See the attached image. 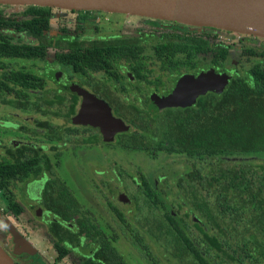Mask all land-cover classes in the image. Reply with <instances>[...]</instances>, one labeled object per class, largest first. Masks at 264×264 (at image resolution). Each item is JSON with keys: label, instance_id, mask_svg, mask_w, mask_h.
I'll return each mask as SVG.
<instances>
[{"label": "trees", "instance_id": "trees-1", "mask_svg": "<svg viewBox=\"0 0 264 264\" xmlns=\"http://www.w3.org/2000/svg\"><path fill=\"white\" fill-rule=\"evenodd\" d=\"M79 12L80 22L89 18L90 11ZM51 17L50 7L38 5H26V11L20 18L17 15H5L0 10V59H43L47 48L52 45V39H47L45 35ZM9 28L24 32L36 42H14L3 31ZM185 48L190 52L199 49L194 45H187ZM225 54L226 51L223 50V59ZM71 56L70 52L57 54V58H62L67 64ZM0 67L3 68L0 75V97L12 95L14 99L22 102L30 98V93L34 90L43 89L44 79L26 67L9 68L1 61ZM61 99V96L53 93L51 97L44 98V103L51 107ZM15 102L17 101H8ZM74 112L75 108L71 105L62 116L68 118ZM58 114L59 111L53 112L55 116ZM155 117L158 119L155 124L151 123L152 119L142 122V133L134 139V144L129 141L125 144L144 149L152 156L158 151L169 154L184 153L189 158L212 156L222 152L264 153V66L256 62L247 70L246 77L233 76L216 102L213 98L211 101L201 99L193 107L168 108L162 115L155 114ZM48 124L45 122L46 129H51L52 125ZM45 163L49 168L47 160ZM218 163L215 162L206 175L194 168L186 173V182L183 179L178 180V187L195 214L188 220L202 234L198 241L206 242L201 249L196 247L185 230L187 220L181 223L169 211H160L164 203L144 176L141 177L140 187L147 214L142 227L155 243L160 244L180 264H212L204 255L212 256L214 250L220 252L226 264H263L264 161L234 163L227 167L222 162L217 167ZM17 170L26 174L22 162L12 164L6 158L0 161V189L4 195L8 194L7 178ZM51 175L52 179L45 185L43 195L55 194L59 198L52 203L45 199L48 207L60 220L73 225L76 231L75 246L81 245V237L92 246L93 254L82 257L80 264H128L126 256L112 245L109 236L92 213L74 196L65 181L53 169ZM202 191L212 197L213 202L207 201ZM21 209L18 203L9 200L3 216L18 215ZM112 209L120 218L123 217L115 207ZM58 224L54 223L52 230ZM60 231L61 235L55 242L57 261L69 251L65 244H61V240L64 237L70 238L68 234L71 230ZM137 242L140 244V239ZM146 258L152 260L151 264H159L149 255Z\"/></svg>", "mask_w": 264, "mask_h": 264}, {"label": "rangeland", "instance_id": "rangeland-1", "mask_svg": "<svg viewBox=\"0 0 264 264\" xmlns=\"http://www.w3.org/2000/svg\"><path fill=\"white\" fill-rule=\"evenodd\" d=\"M24 9L25 5L0 4V10L9 15H20ZM52 11L53 17L50 19L51 30L49 31V38L62 39L71 36L76 13L68 9L55 7L52 8ZM158 21L163 24H172V20H155L150 17L126 13L103 12L98 20V25L87 26L89 29L87 31L84 30L83 33L139 36V32L133 26L141 25L140 35L143 52L146 55H152L153 45L156 40L158 41L160 34L164 32L163 30L168 29L169 31L174 30L177 32L179 30L175 23L179 24L180 22L175 21L172 24L174 25L173 27L162 28L157 24ZM94 26H96V29ZM63 29L67 32L58 33V30L61 31ZM220 33L221 37L219 40L228 49L227 65L225 67L228 70H232L230 71L232 75L230 76L227 72L222 73L227 74L229 78L235 75L246 77L247 70L254 63L260 62L264 66L263 37L236 32L227 33L221 31ZM48 51V57L51 60L54 49L51 48ZM1 61L13 68L25 66L35 72L41 71L47 77V82L43 90H34L30 93L32 105L27 110H20L8 105L5 101L11 99V95H6L3 99H0V143H3L5 138H7L8 142L11 139L22 138V135L12 130V127L6 121L22 124L29 123L30 127H34L36 119H44L52 125V128L47 130L54 129V125L59 121L57 120L58 116L53 115V112H65L66 110L56 105L48 107L44 103V98L53 95L56 90L55 81L62 75L63 71L60 73L59 67L46 60L31 63L25 60L8 58ZM151 65H155L153 59H151ZM207 71L204 70L205 73ZM64 74L69 76V70H65ZM143 113L146 114V112ZM68 123L73 124L71 121ZM9 131L12 132L6 134ZM30 139L32 138L30 137ZM74 141L75 139H71L62 147L61 154L63 156L61 157L63 159L56 163L57 169L72 187L83 205L92 211V215L109 236L111 243L128 258L129 264H151L152 260L146 258L148 255L159 264H180L160 244L155 243L147 234L145 228L142 227L144 217L147 214L143 206L144 194L140 187L142 176L147 179L151 188L162 199L164 206L161 207L160 211H169L181 223L187 220L188 223L185 226V230L194 241L196 247L201 249V246L206 242L198 241L201 239L202 234L188 220L194 213L191 210L188 199L182 195L181 189L178 187V180H185L186 173L194 168H198L202 174L206 175L215 162H219L217 167L220 162L227 167V165H233L234 163L264 161V153L222 152L212 156L204 155L189 158L184 153L169 154L164 151H158L155 156H152L143 149L114 150L113 145L105 144L104 147H108L106 150H111L109 154H106L101 151L100 146L95 148L92 145L79 147L72 144ZM0 145V151H5V146ZM51 154L54 155L53 152ZM84 156L94 158L89 165L81 166L82 168H80L76 161L80 163ZM14 188L17 189V187ZM201 193L207 201L213 202L212 197L207 196L204 191ZM7 203L6 196L0 190V208H6ZM112 207L120 211L123 217L120 218ZM186 213H189L188 217ZM6 216L41 254V259L38 261L34 257L23 253L14 254L15 244L12 236L0 221V247L18 264H44L45 262L49 264H74L82 256L91 255L92 246L86 240H80L81 245L75 246L76 240L73 239L72 243H67L70 249L69 254L60 261L55 262L57 252L52 247L55 238L47 231L49 226L47 220L50 218V214L20 213ZM196 217L204 222L203 218L199 217L198 214H196ZM205 227L209 232H212L207 225ZM137 239H140V244ZM212 253V256L204 255L210 263L226 264L220 252L214 250ZM246 264L256 263L246 262Z\"/></svg>", "mask_w": 264, "mask_h": 264}, {"label": "flooded vegetation", "instance_id": "flooded-vegetation-1", "mask_svg": "<svg viewBox=\"0 0 264 264\" xmlns=\"http://www.w3.org/2000/svg\"><path fill=\"white\" fill-rule=\"evenodd\" d=\"M50 8L53 17V7ZM24 11H26V5ZM71 11H74L76 15L74 18L72 35L69 37L62 39L49 38V31L51 30V23L49 20V29L45 32V35L47 39H52V45L47 48L46 55L43 59L29 60L9 58L25 60L31 63L46 60L51 62L54 66L59 67V72L61 73L63 71V73H61L62 75L55 81L56 90L54 91V94H58L62 99L56 102L55 105L66 111H59V114L56 115L58 116L57 120L59 122L54 125L55 128L52 130L46 129L45 122L47 121L44 119H36L34 127H30L29 123L22 124L6 121V123L12 127V130L22 135V138H10L11 140L9 142L7 141V138H5V141L0 143L2 146H5V151H0V161L3 158H6L12 164L22 162L23 171L26 172V174H22L17 170L14 175H10L7 178L8 194L5 196L8 202L9 200H12L13 202L18 203L22 208L19 213L50 214V218L47 220L49 223L47 231L55 238L52 243V247L55 250V242L61 235L60 230L65 229L72 231L68 234L70 238L64 237L62 238L63 240H61V244H65L67 248V243L73 242L76 233L73 225L70 222L60 220L59 217L54 215L53 213L55 212L48 207L45 201V199H47L49 203H52L53 200L59 198L58 195H43L45 185L52 179L51 169H53L58 176L65 181L58 171L56 163L63 159V157H61L63 156L61 151L63 149L62 147L67 144V141L75 139L72 144L79 147L92 145L95 148L100 146L101 151L106 154H109L111 150H106L108 147H104L105 144L113 145V148H115L114 150L141 149L134 146H127L125 143L129 141V143L134 144V139L142 133V122L152 119L151 123L155 124L158 120L155 117V114L162 115V112L168 108L184 109L193 107L197 105L201 99L211 101V98H213L215 102L219 100L222 91L207 90L204 93L197 94L194 102L190 105L183 107L176 106L159 108L158 100L169 95L176 87L180 78L188 76L190 79H195L199 75L205 73L204 70H208L206 73L212 70L214 74L227 72L230 76L232 75L230 73L232 70H228L227 67H225L227 65V46L221 43L222 41L219 39L221 37V31L227 33H232L234 31L210 26L194 27L181 23H175V26L179 28L178 32L174 30L169 31L166 28L173 27L174 25L172 24H174L173 22L175 21H171L172 24H163L161 21H158L157 24L159 27H166V30H163L164 32L160 34L158 41L156 40L154 43L153 54L146 55L143 52V44L141 41V25L133 26V28L139 32V36H121L118 34L103 35L100 33L84 34L83 31L89 29L87 26H91L92 24H95L96 26L98 25L100 15L105 11ZM79 11H90V13H88L89 18L80 22L78 20L80 15ZM22 14L23 13L17 15V17H22ZM5 15L8 14L5 13ZM152 19L156 20V18ZM96 26H94L95 29ZM3 31L8 33L12 39H14V42H36L35 39L29 38L24 32H17L13 28L4 29ZM60 32L67 31H65V29L61 31L58 30V33ZM68 45L70 47H68ZM187 45L198 46L199 49L190 52L188 48H185ZM51 48L54 49V53L50 60L48 57V50ZM223 50L226 51L224 59L222 55ZM66 52H70L72 55L69 64H67L68 62H64L62 58H57V54H65ZM150 57L155 62L154 66L151 65ZM3 59L8 58H1L0 61ZM5 64L9 68H13L7 63ZM17 68H25V66ZM26 69L31 70L28 67H26ZM67 69L69 70V76H65L64 74V71ZM0 70L1 75L3 68L0 67ZM32 72L44 79V89L47 77H45L41 71ZM210 77H213L214 80L216 79L215 75L209 73L206 78L209 80ZM231 78L232 77H230L229 80ZM65 89L67 90L65 91ZM80 91H85L108 105L111 109L112 115L115 118L122 120L124 124L128 126V129L117 131L113 134L111 140H106L98 126L73 123L71 119L78 113L83 102V95ZM3 98L4 97H0V99ZM9 100L17 102L8 103ZM5 102L20 110H27L29 109L30 104H32L29 97L26 100L19 102L18 99L16 100L12 96L11 99H8ZM71 105L75 108V112L66 119L62 114L66 113ZM143 112H146V114ZM69 121L73 124H69ZM10 132L12 131L7 132L6 134ZM30 137L32 139H30ZM20 150L21 152H19ZM52 152L54 155L51 154ZM93 158L94 157H82L80 163L76 161L78 167L82 168L81 166L89 165ZM46 160L50 165L49 168L46 166ZM37 170H39V172ZM65 183L83 205L82 201L74 193L72 187H70L66 181ZM14 187H17V189ZM84 208L88 210L89 213H92L90 209H87L85 206ZM0 213H6L5 208H0ZM57 222L59 223L58 226L55 230H52L54 227L53 224ZM80 240H83V238L81 237ZM69 252L70 249L67 255ZM91 254H93V251H91ZM28 256L34 257L37 261L41 259L40 252L37 255ZM126 260L129 264L127 257ZM58 261L55 257V262ZM80 262L81 259L74 264H80ZM44 264L49 263L45 262Z\"/></svg>", "mask_w": 264, "mask_h": 264}, {"label": "water", "instance_id": "water-1", "mask_svg": "<svg viewBox=\"0 0 264 264\" xmlns=\"http://www.w3.org/2000/svg\"><path fill=\"white\" fill-rule=\"evenodd\" d=\"M7 5H38L68 10H101L126 13L156 19H165L193 26H210L264 38V0H0ZM216 76L214 83L205 81L208 74ZM192 82L188 76L178 80L174 90L158 100V107L187 106L195 96L207 90L222 91L229 80L225 73H203ZM82 105L73 123L98 126L106 140L127 125L115 118L111 109L101 100L85 91ZM0 221L12 236L14 254L37 255L39 251L0 213ZM0 264H16L0 247Z\"/></svg>", "mask_w": 264, "mask_h": 264}, {"label": "bare ground", "instance_id": "bare-ground-1", "mask_svg": "<svg viewBox=\"0 0 264 264\" xmlns=\"http://www.w3.org/2000/svg\"><path fill=\"white\" fill-rule=\"evenodd\" d=\"M190 79V78H189ZM191 80V79H190ZM195 80L192 79V82H194ZM205 81H207L208 83H214V78L213 77H210L209 80L208 78L205 79ZM1 258V257H0Z\"/></svg>", "mask_w": 264, "mask_h": 264}]
</instances>
